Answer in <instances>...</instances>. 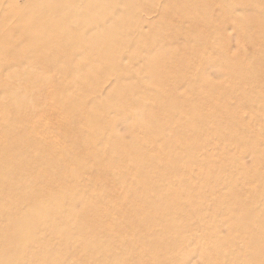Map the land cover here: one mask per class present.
Listing matches in <instances>:
<instances>
[{
  "label": "rangeland",
  "instance_id": "rangeland-1",
  "mask_svg": "<svg viewBox=\"0 0 264 264\" xmlns=\"http://www.w3.org/2000/svg\"><path fill=\"white\" fill-rule=\"evenodd\" d=\"M0 264H264V0H0Z\"/></svg>",
  "mask_w": 264,
  "mask_h": 264
},
{
  "label": "bare ground",
  "instance_id": "bare-ground-1",
  "mask_svg": "<svg viewBox=\"0 0 264 264\" xmlns=\"http://www.w3.org/2000/svg\"><path fill=\"white\" fill-rule=\"evenodd\" d=\"M58 116V115H57Z\"/></svg>",
  "mask_w": 264,
  "mask_h": 264
}]
</instances>
